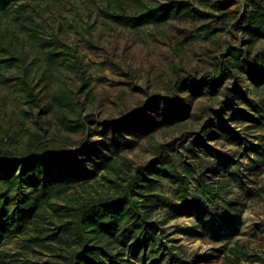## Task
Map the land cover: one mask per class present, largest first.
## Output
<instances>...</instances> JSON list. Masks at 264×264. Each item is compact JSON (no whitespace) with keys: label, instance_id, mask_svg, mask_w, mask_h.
<instances>
[{"label":"rangeland","instance_id":"obj_1","mask_svg":"<svg viewBox=\"0 0 264 264\" xmlns=\"http://www.w3.org/2000/svg\"><path fill=\"white\" fill-rule=\"evenodd\" d=\"M169 1L12 0L0 11V147L72 153L68 192L91 194L107 184L109 157L136 165L159 152L157 190L173 208L158 211L169 217L146 264H264V80L227 63L233 50L251 59L264 40L221 16L240 0H184L187 13L133 27L108 17ZM9 57L21 64L6 66ZM187 169L190 196L180 201L169 188ZM73 245L49 221L29 219L0 234V264H60Z\"/></svg>","mask_w":264,"mask_h":264},{"label":"trees","instance_id":"obj_2","mask_svg":"<svg viewBox=\"0 0 264 264\" xmlns=\"http://www.w3.org/2000/svg\"><path fill=\"white\" fill-rule=\"evenodd\" d=\"M12 0H0V11L7 9ZM239 10H225L221 16L236 17V24L251 40H264V0H240ZM191 4L184 0H170L154 6H144L133 14H108L113 21L127 26H139L147 18L164 21L187 13ZM227 9V8H226ZM199 17L209 14L194 9ZM220 16V17H221ZM6 66L21 64L18 57L2 60ZM235 64L252 82L264 80V50L251 59L238 50L229 52L227 60ZM233 63V64H232ZM217 86V80L214 81ZM190 91L197 94L199 85ZM60 105H67L69 96L59 93L55 96ZM168 110L178 118L181 108L171 106ZM80 126H83L79 122ZM156 152L149 162L133 165L126 158L119 164L109 157L103 174L107 184L95 194L68 192L74 186L76 157L66 150L41 151L29 148L11 152L0 147V234L20 232L26 221L37 219L49 221L57 229L66 232L73 240V246L63 250L60 264H123L124 256L146 264L161 245L160 228L168 214L162 216L159 209L170 207V197L158 191L162 187L155 163L160 159ZM192 169L179 175L175 188L169 190L175 199L185 201ZM197 191L205 197L211 193L200 186ZM63 196V201L56 198ZM264 243V236L261 238Z\"/></svg>","mask_w":264,"mask_h":264}]
</instances>
